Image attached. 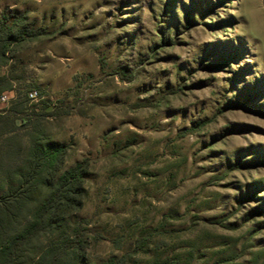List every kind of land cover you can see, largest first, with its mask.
<instances>
[{
	"label": "rangeland",
	"instance_id": "obj_1",
	"mask_svg": "<svg viewBox=\"0 0 264 264\" xmlns=\"http://www.w3.org/2000/svg\"><path fill=\"white\" fill-rule=\"evenodd\" d=\"M2 11L37 34L0 73L54 105L28 129L65 146L59 172L87 162L62 228L85 221L86 262L264 264V0H0Z\"/></svg>",
	"mask_w": 264,
	"mask_h": 264
},
{
	"label": "trees",
	"instance_id": "obj_2",
	"mask_svg": "<svg viewBox=\"0 0 264 264\" xmlns=\"http://www.w3.org/2000/svg\"><path fill=\"white\" fill-rule=\"evenodd\" d=\"M14 13H0V67L14 43L36 32L19 24ZM15 77L0 73V94L14 92L8 108L0 110V264H89L84 260L85 239L77 221L66 235L67 219L82 206L85 160L62 172L65 146L42 137L30 120L51 112L53 104L41 99L28 104L27 91L17 90ZM28 126V127H27ZM61 236L53 239L56 233ZM136 250V249H135ZM109 257L100 264H124ZM157 264H177L164 259Z\"/></svg>",
	"mask_w": 264,
	"mask_h": 264
},
{
	"label": "built area",
	"instance_id": "obj_3",
	"mask_svg": "<svg viewBox=\"0 0 264 264\" xmlns=\"http://www.w3.org/2000/svg\"><path fill=\"white\" fill-rule=\"evenodd\" d=\"M11 97H13V94L11 91L3 92L0 94V101H2L3 103H8ZM27 98H28L29 107L35 108V109H37L40 103V100L42 99L37 89H34V88L27 91Z\"/></svg>",
	"mask_w": 264,
	"mask_h": 264
}]
</instances>
